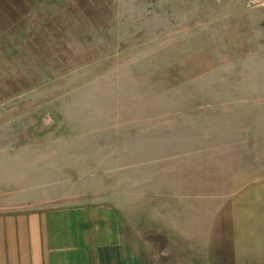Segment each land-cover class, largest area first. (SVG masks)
I'll use <instances>...</instances> for the list:
<instances>
[{
	"label": "rangeland",
	"instance_id": "1",
	"mask_svg": "<svg viewBox=\"0 0 264 264\" xmlns=\"http://www.w3.org/2000/svg\"><path fill=\"white\" fill-rule=\"evenodd\" d=\"M240 137L264 148V0H0V210L161 228L184 142Z\"/></svg>",
	"mask_w": 264,
	"mask_h": 264
},
{
	"label": "crops",
	"instance_id": "2",
	"mask_svg": "<svg viewBox=\"0 0 264 264\" xmlns=\"http://www.w3.org/2000/svg\"><path fill=\"white\" fill-rule=\"evenodd\" d=\"M239 140L184 142L161 228L126 227L106 204L0 210V264H264V148Z\"/></svg>",
	"mask_w": 264,
	"mask_h": 264
}]
</instances>
